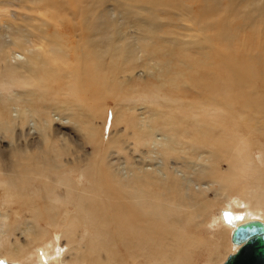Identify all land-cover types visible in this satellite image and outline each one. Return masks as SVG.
I'll return each mask as SVG.
<instances>
[{
	"label": "bare ground",
	"instance_id": "6f19581e",
	"mask_svg": "<svg viewBox=\"0 0 264 264\" xmlns=\"http://www.w3.org/2000/svg\"><path fill=\"white\" fill-rule=\"evenodd\" d=\"M223 1L0 0V12H21L14 22L0 19V142L14 124L22 133L32 123L43 136L29 143V130L27 142L10 148L8 164L0 153V262L46 264L38 248L47 264H122L124 254L156 264V253L185 264L179 245L191 264L198 246L188 239L203 231L209 264L230 243L229 255L240 248L230 240L234 227L264 224V6L257 36L232 40L221 32L227 21L241 17L251 28L257 0H226L225 9ZM208 21L230 57L221 50L212 57L214 31L202 48L189 43ZM200 50L208 58L199 65ZM167 54L196 60H179L182 69ZM143 58L146 78L130 77ZM233 62L241 64L237 73ZM195 69L198 86L187 77ZM62 104L69 123L87 133L91 156L83 166L61 161L59 135L48 144L53 109ZM118 126L142 166L112 162L119 151L106 132ZM206 193L225 201L220 216ZM58 241L66 242L61 257Z\"/></svg>",
	"mask_w": 264,
	"mask_h": 264
},
{
	"label": "rangeland",
	"instance_id": "374dc122",
	"mask_svg": "<svg viewBox=\"0 0 264 264\" xmlns=\"http://www.w3.org/2000/svg\"><path fill=\"white\" fill-rule=\"evenodd\" d=\"M170 0H164V2H169ZM226 0L223 1V4H224V7L223 9H225V7H228V3L225 2ZM247 4L246 3L244 6L240 5L236 10L239 11V12H235V14L237 16H240V12H246L247 11ZM242 6V8H241ZM264 6V0H257L255 3H254V8L258 10L257 13H253L254 15V23L251 22V20H249L248 22L249 23H252L251 25V28H248V27H243L242 24H244L243 20L241 17H239V19L235 20V21H231V20H228L227 23H230L228 26V28L224 29V32L223 30L221 31L223 34H225L226 36L232 38H234L235 35L238 34L239 38H242V37H251L252 36V33L254 34V36L256 37L257 36V33H258V30H257V24L261 23V20L259 18V16L261 15V11H262V8ZM6 10V11H5ZM2 12H0V19H3V20H6L7 22L9 21H12L14 22V15L17 14V13H21L19 11L18 8L16 7H2ZM10 13H9V12ZM210 12V15L213 17L212 13H211V10H209ZM194 15L197 16V14L194 13ZM214 21L216 22V20L214 19ZM209 24H210V27L205 31V32H197V33H190V42L192 44L195 43L197 48H202L206 39H208V37L210 35H212L213 31L214 33H216V41L215 42V52L212 53V57H216V54L217 52H219V50H221V53L225 56V57H230L231 55H228L227 52H226V49L224 48H220L219 49V41H221V44H224V46H226L227 42L225 41V39L223 38V34L222 36L220 35V39L218 38V32H217V29H216V25L214 23H212L211 21H208ZM3 27V25H1ZM237 27H239V29H236ZM234 28V29H233ZM239 30V32H238ZM237 31V32H236ZM241 31L243 32L241 34ZM181 32V31H180ZM182 33V32H181ZM240 33V34H239ZM235 34V35H234ZM259 38V39H258ZM263 38V37H262ZM178 41H180L179 39H177ZM257 40H258V43L260 41V37L258 36L257 37ZM205 50H200L199 53H197L199 55V57L197 58L198 59V62H199V65H200V62L202 61L200 59V57H205V58H208V55L206 53H204ZM237 59L240 58V56L236 55ZM167 58L169 60H167L168 63L170 64H173L174 62H177L181 65L182 69L183 68H186L185 65L181 64L179 62V60H182V61H186V60H190L191 62H194L196 60V58H193L192 55H186L184 57H179L176 56L175 58L173 57H169L168 54H167ZM235 58H231L230 60H227V62H230V61H233ZM145 61V59L143 58V60H140L141 62V66L138 67L136 70H134L132 72V74L130 75V77L132 78H135V79H138L140 76H143L146 78L147 76V73H149L150 69L147 67V63L146 62H143ZM240 62H233L231 63V67L232 69L237 73L238 71L237 70H240L241 69V66H240ZM166 65L165 64H161L160 65V68L163 69V68H166L165 67ZM172 72L174 70L173 67H171L170 69ZM194 75H195V86H198L200 84V79H199V69H195L194 70V74L192 72H188L187 71V77L189 78V82L190 84L192 85L193 81H194ZM55 108V107H54ZM69 109V107L66 105V104H62L60 105V107L56 106V109H53L55 112L53 115L54 117V120L51 123H49V126L47 127V130H46V133H47V136L49 135V141H48V144H50L51 142V137L53 135H59L60 137V144L62 143L61 145V149L63 151V156H62V159L61 161L64 162V163H68V165H72L74 162H77L80 166H83L84 164H86L88 162V160L90 159L89 156H91V149L89 148V145L87 144V133L79 130L78 128H76L74 126V124L71 125V123H69V119H71V117L69 116L68 117V112H66L65 110L66 109ZM65 109V110H64ZM57 111V112H56ZM69 111V110H68ZM139 112H142L143 110L140 109L138 110ZM70 113V111H69ZM51 114H52V110H51ZM65 119V121H68V123L66 124H61V120ZM72 120V119H71ZM33 121L35 122L36 121V118L33 119ZM112 121L111 118H109V121H108V124H110V122ZM23 123V122H22ZM15 127H16V130L14 133L8 135V137H5V136H1L2 138V142H0V153L4 156L2 157V164H8V161L11 159V153H13V151L10 149L12 148L15 143L16 145L15 146H19L20 143H22V141H26L27 140L29 141V143H34L35 145H39L40 141L43 140V136L38 132V131H35L36 133H34L32 131L31 128H33L31 125L32 123H30V126H27L23 123L24 125V128L22 131V133H20L21 131L19 130V126L14 124ZM18 126V127H17ZM68 126V127H67ZM109 127V126H108ZM107 127V128H108ZM29 128V129H28ZM78 129V130H77ZM29 130L33 133L31 136H28L26 137L27 140H25V137L23 136H27V134L29 133ZM26 131V132H25ZM112 131V132H111ZM124 129L122 128V126H118L116 127L115 129L114 128H109L106 132L110 142H112V146L113 148L115 149H118L119 151V154L116 156H111L110 158L113 159L112 162H115V160L118 159V161H116V163L120 164L119 167H123V168H126V165L128 163H134L136 165H139V166H142V164L140 163V158H139V153L137 155V153H133V150L130 149L128 146H129V143L131 142V139H130V133H127V135H125L126 133L123 132ZM16 133H18L16 135ZM39 133V134H38ZM80 133V134H79ZM15 134V135H14ZM19 135V136H18ZM21 135V136H20ZM41 135V136H40ZM82 135V136H81ZM86 137H84V136ZM127 137H125V136ZM12 136V137H11ZM18 136V137H17ZM5 137V138H3ZM20 137V138H19ZM113 137V138H112ZM118 137V139L116 138ZM124 137V138H123ZM19 138V139H18ZM5 139V140H4ZM18 139V140H17ZM21 139V140H20ZM84 139V140H83ZM86 140V141H85ZM10 142V144H9ZM15 142V143H14ZM86 143V144H85ZM88 145V146H87ZM9 146V147H8ZM14 146V147H15ZM60 146V145H59ZM8 151H6V150ZM29 151V149H27ZM10 151V152H9ZM114 151V150H113ZM125 151V152H124ZM6 155H5V153ZM8 152V154H7ZM133 153V154H132ZM124 154V155H123ZM129 154V155H128ZM89 155V156H88ZM114 157V158H113ZM118 157V158H116ZM131 157V158H130ZM160 158V157H159ZM130 159V160H129ZM87 160V161H86ZM155 159H152V161H154ZM139 161V162H138ZM152 161H148L147 164H151ZM81 163V164H80ZM126 163V164H125ZM174 162H170L169 164L174 167H178L179 164H173ZM169 165V166H170ZM82 172L80 171L78 173V176L76 179L79 178V176H82ZM81 182V181H80ZM207 197L209 198H212L213 201L214 200H217L218 201V205L217 203L212 205V210L215 212V214L217 216H220V213H221V210L224 209L223 208V203L225 201H221V199H217V194L215 193H206L205 194ZM221 201V202H220ZM198 231V230H197ZM203 231H198V233L195 234V239H191L189 238L188 240L192 241L193 244L191 243V246L190 247H195L196 244L198 246V248H195V250L193 251H196L193 255V258H194V263L192 262L191 264H207V258L206 256H204L206 254V243L208 242V240H203L200 236L202 234ZM179 234H182L181 232H179ZM183 235V234H182ZM184 236V235H183ZM178 239V237L176 238ZM182 241V240H180ZM186 237L184 236V241L182 242L183 244V247L185 246L186 244ZM230 242V241H229ZM64 244H66V242L64 241L63 244L60 243L58 241V245H59V249H58V254H57V257H61V254L63 253V249H64ZM177 247V250H178V256L177 259H179V255L180 257H182V260L185 264H188V258L186 257V253L184 251V248L182 249V252H181V246ZM188 246V248H190ZM231 249V250H230ZM232 246H231V243H230V246L228 247V250L225 251V252H222L220 254V257L217 259L218 262L222 263L223 260H225V258L229 255V253L232 252ZM39 251L38 255L40 257V255H42L45 260H44V263L47 264V261L49 259V255L48 253H44L42 252L40 249H35L34 252H37ZM206 251V252H205ZM227 255H226V254ZM69 255V254H68ZM68 255H66L65 257H69ZM125 255V258H124V261L125 262H122V264H144L143 263V258L139 259V258H131L129 257V255ZM189 255V254H188ZM226 255V256H225ZM224 256V257H223ZM222 257V259H221ZM153 259H157V262H155L156 264H168L167 262H171V259H168L167 257L163 259L162 261V257H161V254L160 253H156L154 254V258ZM220 259V260H219ZM138 260V261H136ZM206 260V261H205ZM176 261V258H174V262ZM213 261V262H210L211 264H220L218 262ZM1 264H6L5 262H0ZM209 263V264H210ZM11 264H17V262H12ZM174 264H181L179 262L177 263H174Z\"/></svg>",
	"mask_w": 264,
	"mask_h": 264
},
{
	"label": "water",
	"instance_id": "95a60500",
	"mask_svg": "<svg viewBox=\"0 0 264 264\" xmlns=\"http://www.w3.org/2000/svg\"><path fill=\"white\" fill-rule=\"evenodd\" d=\"M230 240L240 248L222 264H264V224L248 221L234 227Z\"/></svg>",
	"mask_w": 264,
	"mask_h": 264
}]
</instances>
